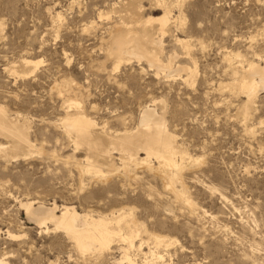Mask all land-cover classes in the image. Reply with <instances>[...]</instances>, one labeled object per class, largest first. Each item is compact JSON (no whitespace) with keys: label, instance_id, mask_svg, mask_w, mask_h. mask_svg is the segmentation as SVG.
I'll return each instance as SVG.
<instances>
[{"label":"rangeland","instance_id":"rangeland-1","mask_svg":"<svg viewBox=\"0 0 264 264\" xmlns=\"http://www.w3.org/2000/svg\"><path fill=\"white\" fill-rule=\"evenodd\" d=\"M164 3L171 21L164 32L148 24L142 42L157 60L127 55L116 69L119 60L107 58L110 32L141 28L164 15V4L0 0V106L29 126V143L18 153L3 154L12 142L0 134V264H127L119 242L109 255L81 256L52 224L45 230L28 219L27 202L35 209L56 204L58 215L62 206L93 215L132 209L142 224L135 240L141 252H128L135 264H264V82L249 71L264 69V0ZM29 60L42 63L30 69ZM245 79L259 88L246 110V95L232 89ZM74 102L97 124L104 146L117 132L140 128L146 108L155 110L164 121L156 129L174 138L177 163L185 157L181 175L194 207L176 203L140 166L130 169L144 180L120 189L116 151L114 166H103L116 169L108 179L79 175L89 155L59 126ZM149 233L172 243L157 248ZM149 251L162 258L145 257Z\"/></svg>","mask_w":264,"mask_h":264},{"label":"bare ground","instance_id":"bare-ground-1","mask_svg":"<svg viewBox=\"0 0 264 264\" xmlns=\"http://www.w3.org/2000/svg\"><path fill=\"white\" fill-rule=\"evenodd\" d=\"M165 1L166 0H157L158 3L165 5V11L162 17L154 20L153 18H148L143 24L141 23L142 26L139 29H127L116 26L110 32V47L107 52V58H115L119 60L116 69L121 63L120 61H122L127 55H133L134 58L136 56L139 59L157 60L156 53H153L152 51L150 52L149 50L147 51L143 47L142 42L148 38V30L146 29L148 24L156 21L161 29L160 31L164 32V29L171 21V12L167 10L166 4L164 3ZM132 5L134 8L136 4ZM151 39L152 38H150V40ZM178 42L185 47V49L189 47L188 43L184 41L179 40ZM152 43H150V45H154ZM154 43L157 44V41L154 40ZM155 46L157 47V45ZM151 48L152 47H150V49ZM227 61L231 62V59L227 57ZM41 63L42 62L40 61L29 60L24 64L30 67V69L31 67L37 69ZM233 68V76H236L238 74V68ZM249 71L260 75L264 82V69H260L258 66L249 65ZM191 74H189L188 77H190ZM67 85L68 82L65 83L64 87H67ZM232 85L233 90L238 89L240 93L246 95L247 101L245 103L246 106L244 107L246 110L248 105L251 106L250 104L253 103L256 97L255 89L258 88H256V83L254 80L252 82L245 79L241 86H238L239 84L236 86L235 83ZM72 108H75V110H71ZM67 109L68 110L64 113L65 115L59 119L61 133L73 143L75 149L82 146L89 155L86 168H78L79 175L83 173L90 174L93 178L100 181L108 179L104 174L108 172L110 173V171H115L116 169H111L105 172L103 171V166L107 165L110 168L114 166L112 162L113 159L111 158L112 152L116 151L120 155L122 165V169L119 173L122 180L120 181V189L124 190V187L131 181L144 180L142 177H139L137 173L132 171L133 168L130 169L132 165L136 167L140 166L152 180L155 179L162 182L164 188L166 191H170L176 203L187 206L190 209L194 207L187 195V190L181 175V170L185 165V157L182 156L180 158V164L177 163L176 156L178 152L175 149L174 138H172L170 134H167V132L156 129L155 126L163 124L164 121L161 116L157 115L155 110L146 108L147 110H145L144 117L139 125L140 128L134 131L124 130L120 133L117 132V134L109 138L107 145L104 146L100 142L101 139L99 138V140L96 135L97 124L84 113V110H82L79 103H70L67 106ZM28 129L29 126L27 121L20 122L19 120L11 119L5 108L0 106V134L11 139L12 142L10 151H4L5 148L0 145V151H4L3 154L18 153L23 145L28 144ZM25 147H27V145ZM139 152H144L145 158L140 159L138 157ZM152 161L156 163V166L153 165ZM177 184L180 186L179 189L177 188ZM33 206V202H27L23 205L28 219L35 221L45 230H48L47 225L52 224L54 231L62 232L72 243L74 250L81 256L86 257L87 255H96L101 257L109 255L113 249V243L115 242L124 244V247L119 246L117 249L121 251L122 260H125L127 264H135L128 257V252L130 250L135 248V250L141 252L142 243H140L139 246H136L135 240L141 237L142 230L140 227L142 224L138 223L132 209L121 208L112 211L109 214L98 213L93 215L91 212L80 213L73 206H62L59 213L60 215H58L56 204H54L53 208L48 207L45 209H42L39 206L38 209H35ZM148 235V240L152 241L157 248L161 246L167 247V245L169 246L172 243L168 241L166 237L150 233ZM143 255L145 257L150 255L152 259L156 260L162 258L156 251H149L148 254L146 253Z\"/></svg>","mask_w":264,"mask_h":264}]
</instances>
